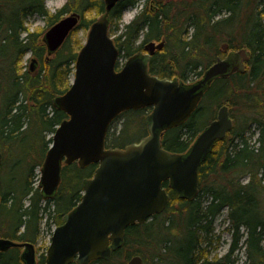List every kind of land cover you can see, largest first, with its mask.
Wrapping results in <instances>:
<instances>
[{"label":"trees","instance_id":"obj_1","mask_svg":"<svg viewBox=\"0 0 264 264\" xmlns=\"http://www.w3.org/2000/svg\"><path fill=\"white\" fill-rule=\"evenodd\" d=\"M137 2L122 0L109 12L108 32L119 49L118 59L141 51L147 42L164 39L163 48L150 58L149 73L184 82L198 79L217 57H223V43L233 51L246 46L249 60L242 72L214 79L189 119L162 134L165 150L183 153L209 123L198 126L196 118L210 108L214 119V107L228 106L232 129L215 142L199 166L197 195L180 198L163 182L169 195L166 209L143 224L129 226L124 244L131 241L137 248H149L148 254L139 249L133 253L141 256L142 264L148 260L152 264H239L235 252H243L241 264H264V0H144L139 13L119 28L123 11ZM72 11L81 16L78 25L53 57H47L40 33L29 32L27 20L33 15L43 17L49 28ZM104 11L103 0H67L53 14L44 0H0V171L5 164L3 151L17 146L20 152L15 187L0 191L2 238L35 244L43 216L48 227L62 224V216L80 200L83 180L93 175L96 164L84 168L76 162L63 165L57 195L46 202L34 180V170L40 168L55 128L67 118L53 107L52 100L71 84L77 52L69 47L70 37L93 22L84 19L85 13ZM27 53L35 59L34 69L21 72ZM149 110L134 112L139 115ZM129 112L111 123L106 147L125 146L116 144L128 127ZM126 113L121 130L111 131ZM26 164L28 169L23 172ZM71 188L74 192L67 204L64 199ZM224 209L232 242L223 256L209 258L213 221ZM120 250L90 264H115ZM19 255V248L0 251V264H22ZM45 259L40 255L36 264H45Z\"/></svg>","mask_w":264,"mask_h":264},{"label":"water","instance_id":"obj_2","mask_svg":"<svg viewBox=\"0 0 264 264\" xmlns=\"http://www.w3.org/2000/svg\"><path fill=\"white\" fill-rule=\"evenodd\" d=\"M122 0H103L105 11L93 21L76 54L70 87L52 100L67 118L55 128L40 167L37 187L44 199H52L61 181L63 164L80 168L96 164L84 179L79 202L64 216L50 237L45 264H89L106 259L119 249L125 230L143 224L167 207L169 195L163 182L180 198L198 193V169L217 140L233 126L227 105L211 120L183 153L165 150L164 131L185 123L196 110L204 92L216 78L242 72L249 60L246 46L233 51L226 43L217 57L193 82L160 78L149 73V61L165 40L150 41L143 51L129 56L117 68L119 49L108 33L109 12ZM71 12L49 27L43 37L47 57L54 54L80 21ZM35 59L30 61L34 69ZM150 108L145 117L147 135L123 148H106L112 120L128 110ZM2 154L0 152V165ZM1 201V197H0ZM19 248L22 264H36L33 243L0 237V251ZM127 264H141L133 257Z\"/></svg>","mask_w":264,"mask_h":264},{"label":"rangeland","instance_id":"obj_3","mask_svg":"<svg viewBox=\"0 0 264 264\" xmlns=\"http://www.w3.org/2000/svg\"><path fill=\"white\" fill-rule=\"evenodd\" d=\"M137 1L138 2L135 6L128 7L123 11L119 28H121L122 25L130 22L139 13L144 3V0H137ZM44 2L46 5V8L49 11V14H53L57 12L59 9H61L66 4L67 0H44ZM72 12H75V11H72ZM69 13L71 12L64 14L62 18L67 16ZM101 15L102 14H97L95 12H89V13L84 14V19L86 20L91 19L95 21ZM26 27L29 32L40 33L41 39L45 31L48 29V27H46L45 18L37 16V15H33L27 20ZM87 32H88V28L79 29L76 32H74L70 37V42L68 43L69 47H72L76 52H78L79 50L77 48L79 46L81 48V46L85 42ZM111 37L114 38L113 36ZM141 42H142V37L138 39V44H140ZM32 58L33 57L31 56L30 53H27L24 56L23 61L20 64L21 72L28 71V69L30 68L29 67L30 60ZM118 61L121 66L124 63L125 59L120 58L118 59ZM71 82H72V77H71ZM213 109L215 111L214 113V118H215L218 107H214ZM149 111H144L140 113L139 115L135 113L134 111H131L128 113V118H127L129 122L127 125L128 127L123 130L122 136L116 145H128L131 143H135L147 135L145 117ZM126 117H127V113L126 115L123 114L121 117H119L118 120L115 121L111 131H113L114 133L116 132L117 134L121 130L123 123H124L123 121H125ZM212 119H213V112L209 108L204 114L196 118V122L198 123V126H204L206 123L210 122ZM251 132L255 133L254 126L251 128ZM255 138H256V134H254L252 138V143L254 142ZM3 152L5 154L3 157V161L5 162V164H4L3 169L0 171V191L5 193V192H8L11 188L15 187V183L18 179V176L20 175V170L18 166L16 165V162L19 159L18 157L20 155V152L17 146H14L10 151H3ZM27 169H28L27 164L22 167L23 172H26ZM34 174L36 176L34 177L35 186H37L39 176H40V168L35 169ZM71 174H73L72 171L68 172L66 176L69 177ZM73 192H74V188L69 189L68 194L66 195L64 199L65 203L66 202L67 204L69 203ZM80 194H82V191L80 192ZM25 204L26 202L24 203V205ZM226 212H227L226 209H224L222 213L219 214L213 221L212 242H211V245L207 248V254L209 258H216V257L219 258L220 256H223L228 251L229 244L232 242L231 232L227 230L228 222L226 219ZM3 216H4L3 212H0V224L3 220ZM43 217L44 218L40 225L41 234L39 238L37 239L36 243L34 244L37 258L42 254L43 255L46 254V250L50 242V237L55 227L54 225H52V223H51V226L48 227L47 222L45 224V219L47 217L46 216H43ZM137 249L141 250L145 254L149 253V250H148L149 248L148 249L144 247L137 248V246L134 245L131 241H128L121 247V250H120L121 255L116 261H113V263L127 264L134 255L138 256V254H133L134 251ZM234 255L240 258V261L238 262L239 264H241L245 260L243 252H235ZM147 264H152V262L148 260Z\"/></svg>","mask_w":264,"mask_h":264},{"label":"flooded vegetation","instance_id":"obj_4","mask_svg":"<svg viewBox=\"0 0 264 264\" xmlns=\"http://www.w3.org/2000/svg\"><path fill=\"white\" fill-rule=\"evenodd\" d=\"M225 56H226V53L224 54V57H225ZM129 111H130V110H129ZM148 113H149V112H148ZM215 117H216V116H215ZM58 188H59V187H58ZM57 191H58V189H57ZM57 191H56V193H55V195H54V197H53L52 199H54L55 196L57 195ZM52 199H51V200H52ZM46 200L48 201V200H50V199H45V202H46ZM71 209H72V208H71ZM66 213H67V212H66ZM45 215H46V213H45ZM64 216H65V214L62 216L63 219H64ZM45 221H46V219H45ZM45 224H46V223H45ZM57 226H59V224L55 223V227H57ZM55 227H54V228H55ZM125 231H126V230H125ZM1 238H2V237H1ZM124 242H125V236H124ZM124 242H123L122 246L124 245ZM122 246H121V247H122ZM121 247H120L119 249H121ZM119 249H117V250H119ZM117 250H116V251H117ZM90 263H91V262H90ZM90 263H89V264H90ZM72 264H74V263H72Z\"/></svg>","mask_w":264,"mask_h":264},{"label":"bare ground","instance_id":"obj_5","mask_svg":"<svg viewBox=\"0 0 264 264\" xmlns=\"http://www.w3.org/2000/svg\"><path fill=\"white\" fill-rule=\"evenodd\" d=\"M135 256H137V255H135ZM135 256H133V257H135ZM133 257H132V258H133ZM138 257H140V256L138 255ZM132 258H131V259H132ZM140 258H141V257H140ZM141 262H142V259H141Z\"/></svg>","mask_w":264,"mask_h":264}]
</instances>
